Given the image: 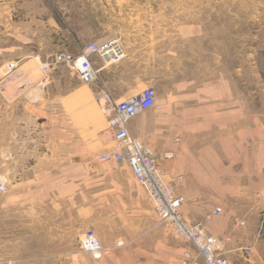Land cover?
I'll return each instance as SVG.
<instances>
[{"label":"rangeland","instance_id":"1","mask_svg":"<svg viewBox=\"0 0 264 264\" xmlns=\"http://www.w3.org/2000/svg\"><path fill=\"white\" fill-rule=\"evenodd\" d=\"M109 40L125 52L96 58L113 90L55 62ZM147 87L152 108L127 126L178 217L228 262L264 264V0H0V262L204 264L112 157L96 94Z\"/></svg>","mask_w":264,"mask_h":264},{"label":"built area","instance_id":"2","mask_svg":"<svg viewBox=\"0 0 264 264\" xmlns=\"http://www.w3.org/2000/svg\"><path fill=\"white\" fill-rule=\"evenodd\" d=\"M94 57L103 65H111L122 61L125 52L117 40L101 44L89 43L77 55L66 52L57 54L55 62L69 68L83 84L88 85L94 83L98 76V70L92 66L91 62ZM12 67V65H9V69H12ZM39 68L44 72L48 70L46 64L41 65ZM96 96L104 100L102 109L108 116L107 125L114 142L123 152H115L112 156L113 159L124 163L137 178L149 194L155 211L163 217L170 218L178 230L188 235V238L198 249L204 264H229L225 258L217 254L219 246L213 238L202 236L197 228L183 224L177 215L180 199L175 198L171 190L165 185L152 160L151 152L129 134L128 121L152 108L156 97L155 90L151 87L144 88L139 94L130 96L120 102L113 101L104 93H97ZM189 231H193V234H189ZM85 238L91 240L94 246H85L83 239L82 245L84 248L89 252L99 253L101 250L100 245L92 239V236Z\"/></svg>","mask_w":264,"mask_h":264},{"label":"crops","instance_id":"3","mask_svg":"<svg viewBox=\"0 0 264 264\" xmlns=\"http://www.w3.org/2000/svg\"><path fill=\"white\" fill-rule=\"evenodd\" d=\"M91 62H92V66L95 68V69H97L98 70V74H99V78H100V81L102 82V83H104L103 81L104 80H113L114 82H116V80H118L117 79V77H118V72H117V69L116 68H111V69H108V70H106L105 68H101V66L99 65L100 63H99V61L96 59V58H92V60H91ZM111 84L109 83V85H106V83H104V87H106L108 90H113L114 88L112 87V86H110ZM116 89V88H115ZM121 90H123V91H129V87H121ZM110 94V93H109ZM113 95V96H112ZM110 94L109 96L112 98V100L113 101H115V102H120V101H123V100H125L126 98H128V97H130V96H133V94L132 95H130L129 93H124L122 96H120V94H118V93H113V94ZM127 96V97H126ZM123 97H126L125 99H123V100H120L121 98H123ZM87 135H88V133H87ZM234 258H235V256H233V254H231L230 256H228V259L230 260L229 262H230V264H235L234 263ZM239 259H242V257H241V255H239ZM253 264V262L252 261H242V263L241 264Z\"/></svg>","mask_w":264,"mask_h":264},{"label":"bare ground","instance_id":"4","mask_svg":"<svg viewBox=\"0 0 264 264\" xmlns=\"http://www.w3.org/2000/svg\"><path fill=\"white\" fill-rule=\"evenodd\" d=\"M109 41H112V40H109ZM106 42H108V41H106ZM40 67V66H39ZM129 98V97H128ZM127 99V98H126ZM132 174V173H131ZM132 176L135 178V179H137L133 174H132ZM166 185V184H165ZM167 186V185H166ZM0 187L2 188V185L0 184ZM141 187H142V185H141ZM189 234H193V231H189L188 232ZM92 239H94L95 240V242L97 243V244H99L100 245V243L94 238V237H92ZM84 243H85V246H88V247H90V246H94L93 245V242L91 241V240H89L88 238H84ZM205 249H207V248H205ZM92 254H97V253H94V252H91ZM104 253V250L103 249H101L100 250V254L98 255L99 257H101L102 256V254ZM229 263V262H228ZM0 264H13L12 262H0Z\"/></svg>","mask_w":264,"mask_h":264}]
</instances>
